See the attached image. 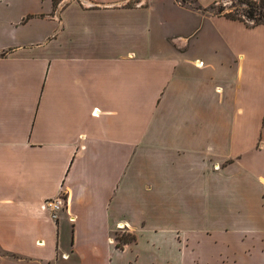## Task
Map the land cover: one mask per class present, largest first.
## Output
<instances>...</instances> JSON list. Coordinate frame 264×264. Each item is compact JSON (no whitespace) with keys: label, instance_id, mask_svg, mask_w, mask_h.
<instances>
[{"label":"crops","instance_id":"1","mask_svg":"<svg viewBox=\"0 0 264 264\" xmlns=\"http://www.w3.org/2000/svg\"><path fill=\"white\" fill-rule=\"evenodd\" d=\"M44 1L0 0V264H264V24Z\"/></svg>","mask_w":264,"mask_h":264},{"label":"trees","instance_id":"2","mask_svg":"<svg viewBox=\"0 0 264 264\" xmlns=\"http://www.w3.org/2000/svg\"><path fill=\"white\" fill-rule=\"evenodd\" d=\"M222 1V0H220ZM231 1V7L234 8V12L222 13V8L218 9L216 14L223 15L229 19L239 20L244 22L248 26H256L264 24V0H228ZM217 2L211 4L214 5ZM243 4V5H242ZM250 20V23L248 22ZM134 237L130 236L125 238L123 236H116V246L120 247L122 243L133 240Z\"/></svg>","mask_w":264,"mask_h":264},{"label":"rangeland","instance_id":"3","mask_svg":"<svg viewBox=\"0 0 264 264\" xmlns=\"http://www.w3.org/2000/svg\"><path fill=\"white\" fill-rule=\"evenodd\" d=\"M178 2L186 5V6H189L191 7L192 9H201L195 0H177ZM231 1H228V0H222V1H219L218 3L214 4V5H210L208 6L206 9L204 10H208L212 13H217L218 12V9L221 7L222 8V13H225V12H234L235 13V10L234 8H232L231 6ZM243 5V4H242ZM36 8L37 10H45L47 9V3L42 0L41 3L38 2V4L36 5ZM4 10H0V18L3 17H8V18H16L18 15L22 14V12L24 11V7L23 5L21 4H9V6L7 8H3ZM250 23V20L248 21ZM202 63V62H201ZM202 65V64H201ZM200 65V66H201ZM115 237L116 236H123L125 238H129L130 237V234H128L127 232L125 231H117L114 235ZM116 241V239H115Z\"/></svg>","mask_w":264,"mask_h":264},{"label":"built area","instance_id":"4","mask_svg":"<svg viewBox=\"0 0 264 264\" xmlns=\"http://www.w3.org/2000/svg\"><path fill=\"white\" fill-rule=\"evenodd\" d=\"M202 63L201 62H197V65L200 66ZM63 206V199L62 198H57V199H48L45 200L42 204V207L45 209H49L50 213V217L52 219H56L57 215H56V211L59 210L61 207Z\"/></svg>","mask_w":264,"mask_h":264}]
</instances>
